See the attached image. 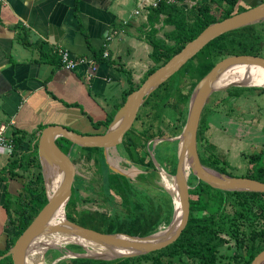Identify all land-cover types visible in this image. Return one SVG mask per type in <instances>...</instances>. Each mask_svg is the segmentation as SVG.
<instances>
[{"label":"crops","instance_id":"1","mask_svg":"<svg viewBox=\"0 0 264 264\" xmlns=\"http://www.w3.org/2000/svg\"><path fill=\"white\" fill-rule=\"evenodd\" d=\"M261 1L239 0V5L248 8ZM137 2L0 0V120L9 123L5 133L13 142L12 152L0 150V255L15 234L8 216L27 180L10 171L19 173L24 166L18 164L31 168L40 162V130L62 125L83 134L101 132L123 101L128 76L132 83L137 80L131 68L139 64L134 58L141 49L149 50L145 37L150 30V8L147 15H134ZM58 48L67 49L72 58H91L96 64L92 76L87 80L84 64L63 67ZM250 146L245 154L264 155V144ZM14 158L16 167L9 168Z\"/></svg>","mask_w":264,"mask_h":264},{"label":"trees","instance_id":"2","mask_svg":"<svg viewBox=\"0 0 264 264\" xmlns=\"http://www.w3.org/2000/svg\"><path fill=\"white\" fill-rule=\"evenodd\" d=\"M182 1L183 0H176L175 2L160 1L155 7L150 8L147 16V24L150 27V30L148 31L145 40L151 46L149 57L155 64L146 71L140 83L154 69L167 61L173 54L178 52L185 45V43L193 39L209 23L230 16L238 11L247 9V7L239 5V0H196L189 8L184 7ZM213 6L220 8V18H217L216 15H214L212 11ZM157 23L161 24L158 28L155 27V24ZM165 25L172 27L164 32V37L171 41V45L169 46L162 44L161 40L156 37V33L159 31L161 26ZM253 26L254 24L243 26L213 38L191 58L193 59L197 54L203 53L205 60L212 56L211 60L213 58V62H203L199 69L195 71L192 67H190L191 59H189L177 72H175L171 77L161 83L150 93L140 107V118L143 125L140 133L144 136V139H141L142 137L137 136L136 133H134L135 136L133 138H129V132L125 134V141L127 142L126 149L128 151H132L135 156V158L131 156L132 159H134L133 161L142 162L144 158L139 154L138 150H146V142L158 138L160 142L155 146L154 158L157 162H159L158 156H166L170 152V157L172 158L170 173L174 174L177 162L178 141L176 139L164 138L163 128L165 127L167 130L170 128L168 125H171L170 123L165 125L163 122V112L165 107L170 106L173 112V121L176 122L174 126L171 125L173 126L171 128H178L180 130L186 118L190 93L196 82L211 68L214 61H217L222 56L234 54L237 51L250 54L258 53L260 44H264V41H261L260 35L256 32ZM240 31L242 32L240 33ZM21 40L23 44L28 45L26 39L22 38ZM256 47H258V49H256ZM181 76H184L186 79L188 77L192 81H186L184 83L180 81ZM128 80L130 86L124 93L123 101L128 93L139 86V84L134 85L131 82L130 76H128ZM210 97L211 96H208L205 105ZM145 108L148 109L144 110ZM151 113H153V116H151ZM111 119L112 118L106 119L104 123L107 125ZM203 121L202 111L197 132V148L198 137L202 130ZM179 122L180 124H178ZM60 139L64 141V144L61 145L59 140H57L58 144L62 148H65L68 141L64 138ZM136 140H141V142H137ZM80 148L83 150L78 152ZM150 148H152L151 144H149V146L147 145V152ZM85 150L89 152V156H92V152L97 150V147H77V153H79L77 158L81 160ZM198 154L201 161L205 165H208L220 172L230 174L217 164L214 165L213 163L205 162L202 158L203 156L199 152V149ZM247 159L250 165L247 167L248 170L244 176L264 182L263 154L260 152L250 154L247 156ZM17 160V158H14L9 163V168L16 167L15 163ZM17 166L24 167L19 173L14 172L12 169V171H10L11 174L24 176L27 180L24 183L23 189L18 194L17 198L19 203L16 205L14 213L11 215L8 213L9 222L12 225V231H15V234L10 238L7 248L13 244L17 236L29 224L39 209L47 201L40 162L37 165L31 166V168L22 164H18ZM149 167L153 172L147 176L148 182L151 178H153L156 172L158 173L153 159L149 160ZM191 178L195 179L196 177L191 175ZM75 180L73 190L78 188V186L80 187L78 189L82 190H88L90 188L95 189L94 186L97 185V181L95 179L87 181L79 175L76 176ZM200 183L207 189L212 188L204 182ZM102 187L103 188L100 190V194L96 197H82L79 199L80 201L74 196L70 197L64 207L66 217L69 220L75 221L81 225L83 221L91 222L94 219V215H92L89 211H83L88 209L81 205L85 204L88 200H92L94 202L101 201L103 203L111 202L116 206V210L113 211L112 215H108L106 218V221L112 220L116 224L109 225L110 227L104 225V227L106 226L105 231L126 233L137 232L140 235H146L152 233L157 228V225H159L162 221L165 220L166 224H168L171 220L173 213V198L171 192L166 189L164 191L165 200L163 201L159 196L156 198L152 197L149 192L136 193L134 191V189H137L135 183L131 182L123 175L114 172H109L108 174L104 173ZM232 192L239 194L247 193L240 191ZM157 193L160 194V191L157 190ZM250 193L261 194L264 197V192L251 191ZM201 206L206 208L207 205L205 206V204H201ZM117 207L121 208L122 211ZM201 208L202 207L198 209ZM191 209L192 205L190 204V212ZM147 210L149 213L144 215L143 213H146ZM160 212H162V214H160ZM214 218L215 221H213ZM216 219L217 217L214 214L200 218L199 216H195L190 213L187 223L178 238L173 243L159 249L158 251L165 253L168 260L173 258L175 259L176 256H179L180 258H185L186 256L191 258L198 257L201 259L204 255L210 253L208 247L211 244L226 242L225 237L219 233L222 229H224V227L220 225L215 226ZM128 222H133V226L128 227ZM263 248L264 244L257 251H260ZM60 262L61 264L64 263L63 260ZM0 264H12L11 258L9 256L4 257L0 260Z\"/></svg>","mask_w":264,"mask_h":264},{"label":"water","instance_id":"3","mask_svg":"<svg viewBox=\"0 0 264 264\" xmlns=\"http://www.w3.org/2000/svg\"><path fill=\"white\" fill-rule=\"evenodd\" d=\"M263 21L264 0L245 10L209 23L193 39L185 43L178 52L148 74L137 88L126 95L125 100L117 109L111 121L101 132L83 134L62 125H48L41 129L37 138V154L41 164L47 201L17 236L8 250L0 255V260L9 256L12 264H26V260L30 259L29 255L38 253L33 251L36 248L35 246L38 248L43 247L41 251L44 250L42 253L44 256L45 248L49 245L45 244L46 246H44L40 238L56 234L85 242V245L78 244H81L86 252L74 254V256L120 258L162 249L178 238L187 223L190 211L187 178L190 173L214 188L231 191L264 192L263 181L246 176L227 174L205 166L200 162L198 154L197 132L199 120L208 96L216 90L239 83L232 82L224 86H218L216 82L221 74L235 65H246L264 72V57L254 54H240L219 59L196 82L190 93L184 125L179 135L171 138L178 141L176 169L172 174L176 195H172L173 213L166 227L143 236L129 235L122 232L105 233L69 220L64 210L71 196L72 185L77 174V147L102 148L108 167L114 172L128 176L125 171L117 168L116 164L111 161V155L116 154L117 146L132 127L141 105L150 93L177 72L213 38L225 32ZM245 85L264 87V85L248 83H245ZM59 137H63L68 141L65 148L58 144L57 138ZM155 163L157 162L155 161ZM56 175L60 176L58 184L55 189H48V183ZM61 207L63 208V217H58L57 213ZM176 213L177 217L175 216ZM86 243L93 248L97 246L102 251H98L99 253L91 252ZM114 246L117 248H114ZM57 260L59 258L54 259L55 262ZM249 264H264V248L254 256Z\"/></svg>","mask_w":264,"mask_h":264},{"label":"flooded vegetation","instance_id":"4","mask_svg":"<svg viewBox=\"0 0 264 264\" xmlns=\"http://www.w3.org/2000/svg\"><path fill=\"white\" fill-rule=\"evenodd\" d=\"M261 31L263 32L261 34L264 36V31L263 30ZM240 54H250V53H242L241 51H237L231 55H240ZM254 55H260L264 57V44L262 43L260 44V49L258 50V53ZM232 82H236V81H230L227 84ZM232 87H240V90L236 91V89ZM246 87L247 85H245V83L239 82L237 84L229 85L228 87L222 90L226 92L227 97L240 98L242 97L241 95L244 92H246V90L248 89ZM251 87H261V86H251ZM218 91L220 90H216L212 92L209 96H213ZM262 91H263L262 93H264V90ZM140 114L141 111L139 110L135 122L128 131L130 133L129 138H133L135 136L134 133H136L137 136L142 137L141 139H144V136L141 135L140 133L141 129H138L137 127L135 128L136 124L141 120ZM60 138L63 137H59L57 138V140H59V143L62 145L64 144V141ZM125 140L126 139L124 135L122 142L116 148V152H115L116 154L111 155V161L114 162V164H116L117 168L121 169L122 171H125L128 174V176L125 175L123 176L128 178L131 182L135 183L137 189H134V191L136 193L149 192L150 194V191L147 186L148 184L147 176H149L153 171L149 167V160L153 159L154 161L155 146L157 143L160 142V140L158 138L149 140L145 144L146 150L145 149L138 150L139 154L144 158L142 162L133 161L134 159H132V157L135 158V156L133 155L132 151H128L126 149L127 142ZM136 141L141 142V140H136ZM149 144H151L152 148L148 149L147 152V145L149 146ZM82 150L83 149L80 148L78 152L79 151L81 152ZM102 152L103 149L97 147V150L92 152V154L94 155L93 158L88 160L85 165V166H91L93 170H96L97 171L96 174L91 172V175L88 176V175H81L79 173V176H81L83 179L87 181L95 179L97 181V185L94 186L95 189L90 188L88 190H82L76 188L73 190L76 181L74 179L72 185V193L70 197L74 196L77 200H79L82 197L91 198V197H96L98 194H100V190H102L103 188L102 182H103L104 173L108 174L109 172L110 173L114 172L108 167L107 164H104L106 169H103V165L102 167H100V165L98 166L99 163L98 154ZM83 156H86L88 158L89 152L85 150ZM202 158L207 163H213L214 165L216 164V162H208L204 157ZM155 161L154 164L156 169L158 170V168H160L161 166L160 164L155 163ZM200 162L203 165H205L201 161V159ZM218 166L223 168L221 165ZM84 167L82 166L80 168L83 169ZM229 173L231 175H236L231 172ZM191 175L193 174L190 173L187 178V183L189 186L188 188L189 210H190V204L192 205V209L191 212L189 211V214L192 213L193 215L199 216L200 218L207 217L210 214L211 215L214 214L217 217L215 226L220 225L224 227V229H222L219 233L222 236H224L226 239V242L211 244L208 247L210 253L204 255L201 259H199L198 257L191 258L189 256H186L185 258H180L179 256H176L175 259L173 258L171 260H168L167 255L165 253H161L158 250L135 255V256L120 257V258H105L104 256L103 257L74 256V254H81L86 252L81 244L76 243L77 245L73 244L72 246L66 248V250L64 251L65 255H63L65 256V259H60L59 262L63 260L64 261L63 264H249L251 260L254 258V256L259 252L257 250L260 247H262L264 244V197L261 194H252L250 193L251 191H240L247 193L239 194V193H234L231 190H223L214 187H212L211 189H207L203 187L202 184L200 183L204 181L199 180L196 176L195 179L191 178ZM76 176H78V173L76 174ZM236 176H244V174L236 175ZM251 199H254L252 209L251 206H248V202H251L250 201ZM105 203H111V202H105ZM99 204H104V203L101 201L94 202L92 200H88L85 204H82L81 206L86 207L88 209L83 211L91 212V214L94 215V219L91 222L83 221L82 225L79 223L77 224L100 232L114 233V232H109L107 230L105 231L106 226L104 227V225L110 227L109 225L116 224L112 220L106 221L108 215H112L113 211L116 210V207L114 206L113 203H111L114 209L112 211H105L104 212L105 216L103 217L102 210L98 208H92L93 206ZM201 204H205V206L207 205L206 208L201 206ZM254 205H256V208H253ZM200 207L202 208L198 209ZM148 213L149 211L147 210L146 213L143 214L146 215ZM160 214H162V212H160ZM213 221H215V218ZM168 224H166V221L164 220L157 226L162 225L163 226L162 228H164ZM127 226L128 227L133 226V222H128ZM122 233L129 235L143 236L137 232L136 233L122 232ZM89 248L91 249V246ZM53 258L56 259L58 258V256L56 255Z\"/></svg>","mask_w":264,"mask_h":264},{"label":"rangeland","instance_id":"5","mask_svg":"<svg viewBox=\"0 0 264 264\" xmlns=\"http://www.w3.org/2000/svg\"><path fill=\"white\" fill-rule=\"evenodd\" d=\"M194 1L196 0H187V2H183V4H185V7L189 8V6L194 3ZM212 11L217 18H220V8H216L215 6H213ZM171 28L172 27L169 25L161 26V28L159 29V34H157L156 36L161 40L162 44L166 46L171 45V41L164 37V32ZM253 28L260 35L261 41H264V36L261 34L263 33L261 30L264 31V22L254 24ZM241 32L242 31H240V33ZM148 46L149 50L145 47L142 48L139 52V55L134 58V61L136 63L139 62L137 66L131 68L134 75L138 77H136L137 80L133 82L134 85L140 84V81L145 75L146 71L155 64L149 57V52L151 50V46L149 45V43ZM256 49H258V47H256ZM211 57L205 60L203 57V53H199L193 59L190 60V67L197 71L203 62H213V58L211 60ZM217 61H214V64ZM213 65L211 66V68L213 67ZM180 81L185 83L186 81L190 82L192 80L188 77L186 79L184 76H181ZM232 88H235L236 91L240 90V87ZM246 88L248 89L241 95L242 97L240 98L227 97L226 92H224L222 89L215 93L213 96H211V98L207 101V104L204 105L202 110L204 121L202 123L201 133L198 137V149L201 155L208 162H216V164L221 165L224 169L236 175H242L247 173V156H249L250 154L247 155L245 153L249 151L250 148H252L250 145H253V143L255 142L257 144H264V96H260L263 92L262 90H264V87L247 86ZM244 98L247 99L245 100ZM146 109L148 108H145L144 110ZM151 116H153V113H151ZM163 116V122L165 125H167V123H170L173 126L176 124V122L173 121V112L170 106L165 107ZM178 124H180V122ZM171 125H168V127L170 126V128H168L167 130L165 127L163 128L165 139L175 138L177 135H179L181 131V129L179 130L178 128L172 129L171 127L173 126ZM136 127L138 129L143 128L141 120L136 124L135 128ZM241 138L244 139L242 140ZM245 140H247L249 144L248 146H246L244 143H241ZM93 156V154L92 156H90V158L82 156L81 160L76 157L78 175L80 173L81 175L90 176L91 172L94 174L97 173V171L93 170L91 166H85L86 162L93 158ZM98 157V166L100 165V167H102L103 165V169H106L104 164H107V161L104 157V152L98 154ZM158 161L160 163L157 162V164H160L164 172L170 173L172 164L170 152L166 156H158ZM82 166L85 167L81 169L80 167ZM160 179L161 176L159 175V173L156 172L153 178H151L150 181L147 182V186L152 197L156 198L157 196H159L163 201L165 200V188L163 184H161ZM78 188L80 187L78 186ZM157 190L160 191V194L157 193ZM250 201L251 202H248V206H251L252 209L254 199H251ZM92 208H98L102 210L103 217L105 216V211H112L114 209L111 203L99 204L93 206ZM117 208L122 211L121 208ZM253 208H256V205H254ZM162 227V225L157 226L154 231L162 229ZM54 236H57V234L40 238L41 243L44 241L49 242L50 244L55 245V247L47 246L45 248L46 251L44 253V256L42 255L44 250L38 252L37 254L32 253L31 256L29 255L31 261L38 262L39 260H41L44 264H61L59 260L65 259V256L63 255H65L64 251L66 250V248L72 246L73 244L77 245L75 242L61 241L62 238L59 240L58 243H52L50 239H53ZM56 255L58 256L59 260L55 262L53 257H55Z\"/></svg>","mask_w":264,"mask_h":264},{"label":"bare ground","instance_id":"6","mask_svg":"<svg viewBox=\"0 0 264 264\" xmlns=\"http://www.w3.org/2000/svg\"><path fill=\"white\" fill-rule=\"evenodd\" d=\"M230 81H236L241 83H248V84H256V85H264V72L260 71L258 68L254 67H248L246 65H235L230 68H228L224 73L221 74V76L218 78L216 84L218 86H224ZM159 175L161 176L160 182L163 184L164 188L171 192L172 195L175 194V186L174 181L171 176V174L164 172L162 168H159L158 170ZM60 176L56 175L50 183H48V189H55L56 185L58 184V178ZM58 217H63V208L61 207L58 210L57 213ZM177 217V213L175 214ZM62 238L61 241L65 242H76V243H82L85 245V242L79 240V239H72L69 236H54L53 239H50L52 243H58L59 240ZM43 245L47 244L49 246H54L53 244H50L49 242H42ZM88 247V243H86ZM43 247H37L33 249L34 252H39L42 250ZM114 248H117L114 246ZM91 252H98L102 251L101 248H98L97 246H94V248L91 247ZM26 264H44L41 260L38 262L31 261L30 259L26 260Z\"/></svg>","mask_w":264,"mask_h":264},{"label":"built area","instance_id":"7","mask_svg":"<svg viewBox=\"0 0 264 264\" xmlns=\"http://www.w3.org/2000/svg\"><path fill=\"white\" fill-rule=\"evenodd\" d=\"M160 1L163 0H138L137 7L134 9L133 14L138 15L140 13H143L144 15H147L149 8L155 7ZM167 2H173L175 0H164ZM111 38L110 34H107L105 37V40H109ZM58 54L60 56V63L63 67L67 69H75L79 64H84L88 67V71L86 72V78L87 80L92 76L93 72L96 69L95 62L88 57H75L72 58L70 56V53L65 48H58ZM106 55V52L104 53ZM8 122H4L0 120V150L12 152L13 150V142L12 139L9 138L5 131L8 127Z\"/></svg>","mask_w":264,"mask_h":264}]
</instances>
